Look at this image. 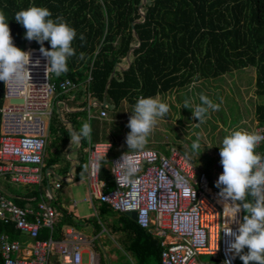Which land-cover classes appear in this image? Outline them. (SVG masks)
<instances>
[{"label": "trees", "instance_id": "trees-1", "mask_svg": "<svg viewBox=\"0 0 264 264\" xmlns=\"http://www.w3.org/2000/svg\"><path fill=\"white\" fill-rule=\"evenodd\" d=\"M33 5L47 8L52 19L61 17L77 33L68 71L52 81L69 79L79 86L90 76L89 86L81 88L80 95L86 93L99 104L105 96L103 109L116 111L124 101L135 104L140 97H156L245 68L254 69L255 93L264 97V0H0L12 42L23 51L28 46L39 50L40 45L24 38L26 30L14 16ZM44 47L50 48L47 41ZM3 91L0 82V109ZM56 94L66 106L67 100L80 103L76 90ZM81 104L79 108L85 105ZM59 110H53L50 119L54 118L55 131L63 139L65 121L74 125L73 119L83 112ZM255 112L259 126H264V105ZM259 151L264 157V144ZM103 164L100 178L111 181ZM120 215L131 239L127 249L137 263L160 264L158 241L127 214ZM67 222L64 216L60 225ZM43 231L40 239L47 237L48 231ZM2 233L12 239L17 236L12 224L0 221ZM236 263L242 264L239 257Z\"/></svg>", "mask_w": 264, "mask_h": 264}, {"label": "built area", "instance_id": "built-area-1", "mask_svg": "<svg viewBox=\"0 0 264 264\" xmlns=\"http://www.w3.org/2000/svg\"><path fill=\"white\" fill-rule=\"evenodd\" d=\"M31 63L29 85L25 88L12 82L4 83V103L0 109V178L11 184L24 187L42 186L44 158L48 143L47 129L52 115V101L57 92L66 93L78 89L69 79L58 83L52 81L55 74L45 71L47 59L39 50L27 47ZM90 76L82 85L86 88ZM22 100V104H11ZM91 116L88 113L87 119ZM100 120H107L106 109L101 108ZM254 132L264 135V126ZM255 152L261 155L259 147ZM111 142L89 144L86 165L87 199L96 198L115 213H135V223L152 238L158 240L160 264H202L200 257L209 256V264H224L232 253L228 249L231 237L226 235L228 226L235 231L234 221L226 225V210L211 188L212 181L199 171L192 161L174 147L165 152L145 148L127 155L138 165L135 182L125 184L121 180L119 164L123 154L110 156ZM100 158L101 164H109L112 187L100 179V171H94L93 163ZM183 177L191 188V195L183 194ZM60 183L54 184L59 189ZM53 194L44 190L43 195L31 206H19L8 199L0 188V221L12 224L14 229L31 241H24L0 234V257L2 264H84L83 246L86 240L72 228L65 230L61 238L53 239L57 223V211L50 205ZM242 213L238 214L239 220ZM42 230L49 236L40 239ZM236 256L231 264H237ZM86 264H100L95 251L87 252Z\"/></svg>", "mask_w": 264, "mask_h": 264}, {"label": "clouds", "instance_id": "clouds-1", "mask_svg": "<svg viewBox=\"0 0 264 264\" xmlns=\"http://www.w3.org/2000/svg\"><path fill=\"white\" fill-rule=\"evenodd\" d=\"M51 17L52 13L47 8L33 5L18 11L14 20L26 30L25 39L34 40L40 45L39 52L47 59L45 71L59 76L68 71V59L75 55L72 42L77 33L61 17ZM80 38L83 39L82 36ZM45 41L50 45L49 49L44 47ZM30 55V52L14 46L8 19L0 11V82L23 86L24 94L27 95L26 89L30 84L27 66L31 63ZM199 99L200 104L195 107L192 116L202 122L209 110H219V105L204 95ZM169 112V105L158 98L140 97L133 105L127 122L130 130L125 137L128 151L142 150L148 143V137L158 118L163 119ZM91 133V126L87 122L83 123L78 131L70 128V144H79L82 139L90 138ZM262 141L264 135L257 132L234 130L224 136L217 147L222 172L214 186L219 190L217 195L224 205L223 210H226L225 224L228 226L234 221L238 224L235 231L228 226L229 231L225 233L231 237L227 250L232 255L224 264H231L236 256L242 264H264V157L255 152V148ZM190 149L198 158L203 151L199 137L191 143ZM119 164L123 183H134L138 172L136 162L125 152ZM92 168L94 171H100V158L93 163ZM179 181L184 185L183 194L190 196L191 188L187 186L188 182L183 177H180ZM240 213L242 215L237 220Z\"/></svg>", "mask_w": 264, "mask_h": 264}, {"label": "crops", "instance_id": "crops-1", "mask_svg": "<svg viewBox=\"0 0 264 264\" xmlns=\"http://www.w3.org/2000/svg\"><path fill=\"white\" fill-rule=\"evenodd\" d=\"M255 71L253 68H245L240 71H233L230 73H226L218 78L211 79L209 81L208 93L214 98H218L216 104L219 105L221 112L219 110L212 111L206 114L205 119L202 122H198L192 116V122L188 123L184 121L183 124H178L170 122V117L167 119L164 118V123L172 124L170 128L172 131L177 132V136L174 139L168 138V135L164 137L165 145L164 149L169 147H174L178 149L183 155L188 158H195L196 155L191 153V150L184 151L187 147L188 143H192L197 140L199 137V142L208 140L210 130L207 132H199L196 131L199 129V126L203 124L205 121H209L214 126V134L216 141L219 139V133L217 130L221 126V119L220 116L226 118V121L230 126L227 125L226 128H223L225 132V136L228 135L230 132L234 130H247L253 131L256 127H259L257 121V114L255 112L256 107L264 105V97L256 96L255 94ZM232 83V84H231ZM191 85H195L191 84ZM186 87L188 89H192L194 87ZM200 87V86H198ZM197 87V88H198ZM84 87H82L83 89ZM203 88V87H200ZM198 88V89H200ZM187 90V89H186ZM195 90V89H194ZM201 90V89H200ZM182 92L183 95H186V91L183 89L172 90L170 92L164 93L163 95H157L155 98H162L165 94H167V99L165 103H169V99H172V95H177L178 93ZM188 92V91H187ZM207 93V94H208ZM196 94V92H195ZM217 95V96H215ZM84 99L82 102L72 103V109L68 108L63 101L59 99H53L52 102V111L55 109L64 110L65 112L73 113V112H83L89 113L91 118L87 121V123L91 126L94 124L96 127V135L94 134V140L91 136L90 138L82 139L79 144H76L75 149L71 150V152L67 151L66 149L58 151V148L61 143V139L58 137V132H54L53 141L56 144V152H52V155L48 152L46 148V154L44 158V180L42 186H34L32 188H25L24 192L16 193L12 195L14 201L17 205L21 203V206H31L35 207V204L39 201L40 197L43 195L44 190H48L53 194V199L50 201V205L56 209L57 211V223L53 230L52 237L53 239H59L62 236V233L72 228L78 235H81L85 240L86 244L83 246V252L87 255V252L93 250L99 256L100 264H101V254L99 253L101 249L103 250L104 254L110 255V252L113 253V248L117 247L121 253L125 255V257L131 262V264H138L136 257L127 249V245L131 242L130 238L128 237V233L123 229L125 224L121 222V215L118 213L113 212L109 209V207L105 204L100 203L96 198L87 199L86 194V165H87V150L89 144L92 143H99V142H111L113 148L111 150V154L113 156H118L121 154L134 152V151H124L122 150L121 143L117 146L108 139H104V131L108 132V129L105 128L104 124L114 122H127L129 117L132 113V107L134 104H131L129 101H124V103L116 110L112 111L111 118L107 117V120H100L99 113L101 108L104 107L103 103L99 104L94 99H92L89 95L84 93ZM199 99V96L195 95V98ZM174 100V98H173ZM220 100V101H219ZM176 101V100H175ZM227 101V102H226ZM200 104V101H198ZM223 102V103H222ZM85 103L87 109L79 108V104ZM125 104H129L126 106ZM170 106V104H168ZM192 105V112H194L195 107L197 106L196 102L192 101L190 106ZM181 107V103H179V108ZM93 108V113L91 112ZM59 110V111H60ZM72 110V111H71ZM92 113V115H91ZM107 116L110 115V111L106 110ZM220 113V114H219ZM192 114V113H191ZM174 116V114H172ZM233 117H236L235 121ZM233 120V122H232ZM77 121L81 122V124L85 123V120L82 116L77 117ZM237 121V122H236ZM67 122V121H66ZM196 123V124H193ZM206 123V122H205ZM67 124V130L72 129L73 126ZM208 124V123H206ZM184 125L186 131L182 133L178 130L180 126ZM218 128V129H217ZM111 130V128H110ZM222 130V129H219ZM203 133V135H200ZM212 133V131H211ZM189 134V137L186 135ZM211 135V134H210ZM48 137V135H47ZM182 137V139H181ZM49 146V143H47ZM205 147L210 146L209 143L206 144ZM47 146V147H48ZM54 146V145H53ZM60 149V148H59ZM183 149V150H182ZM212 150L213 148L210 147ZM216 151L218 149H215ZM60 155L64 156L65 159L71 163V169L68 172H64L63 175H59L56 171V159L60 157ZM55 163V164H54ZM104 168L109 170V164L104 163ZM59 177V178H57ZM101 179V178H100ZM102 180V179H101ZM104 181V180H102ZM215 182L216 180H212ZM3 182H8L0 178V188L2 187ZM106 187L104 189L109 190L112 187V181H104ZM9 183V182H8ZM60 183L61 187L59 189H54V184ZM24 187V186H23ZM78 197L83 196V198H79L77 200L75 196ZM20 206V205H19ZM68 218L69 223H65L60 225L62 220ZM132 221L135 222L129 215H127ZM66 220V219H65ZM48 231V230H47ZM45 234L42 230L41 234ZM49 236V231L47 233V237ZM46 237V238H47ZM45 238V239H46ZM13 239H18L24 241L27 246H31L30 241L26 236L21 235L17 232V236ZM158 241L157 239H154ZM83 254V255H84ZM108 264H112L107 257Z\"/></svg>", "mask_w": 264, "mask_h": 264}, {"label": "rangeland", "instance_id": "rangeland-1", "mask_svg": "<svg viewBox=\"0 0 264 264\" xmlns=\"http://www.w3.org/2000/svg\"><path fill=\"white\" fill-rule=\"evenodd\" d=\"M191 86L194 87V88H192V89L184 88L183 89V91L184 90L186 91V93H185L186 95H183L182 92L178 93L177 95H175V94L172 95V99H169L170 102L168 103V104H170V106H169L170 107V112L168 113V116L164 117L165 119L170 117V122L177 123V125L178 124H183L184 121H186L188 123L192 122V114H191L192 113V105L190 106V104H191L192 101L193 102L195 101L196 104L199 105L198 101H200V100H198L197 97L195 98V95L199 96V97L201 95L207 96L210 100L213 101V103H216V101H218L217 97L214 98V96H211L207 92L208 91V87L210 86L209 85V80L206 81V82L203 81L202 83H195V85H191ZM198 86L203 87V88H200ZM197 87L200 88L201 90L198 89ZM81 88H82V85H79L78 89L76 90V93L77 92L79 93V97L78 98L82 102V100L84 99L83 98L84 96H83V94H82V96L80 95V91L82 90ZM195 92H196V94H195ZM215 96H217V95H215ZM167 97H168L167 94H165L162 98H158V99L160 101H162V102H166ZM173 98H174V100H173ZM135 102H137V100ZM179 103H181V107L180 108H179ZM67 104H68L67 106H69V108L72 109V104H71V102L69 100H67ZM125 105L129 106V104H125ZM84 108L87 109V106L84 105V107H82L79 110H82ZM221 110H223V109L219 107V111L220 112H221ZM109 111L111 113L107 117L111 118L112 111L111 110H109ZM54 112L57 113V110L55 109ZM91 112L93 113V108H92ZM92 113H91V115H92ZM172 114H174V116H172ZM79 116H82L84 118L85 122L88 121V119H87L88 113L87 112L83 113L82 115H79ZM164 118L163 119L158 118L157 123H156L153 131L151 132V134L148 137V143L146 144V146L143 149H145V148H152V149H157V150L160 149V151L164 152V150H161V148H164V145H165L164 137L168 135V132H170L169 135H168V138H170V139H174V137L177 136V132L172 131V129L170 128L173 125L170 124V123L169 124L164 123ZM42 119L44 121L49 122V125H50V128H51V130H50V128L48 126V129H47L48 143H49V146L47 144V146H48L47 150L50 153V155H52V152L55 153L56 149H57L55 141L52 140L53 136H54L55 129H57V126H56L57 123L52 121L54 118L49 120L46 117H43ZM220 119H221L220 120L221 121V126H220L219 129H222V130H219L217 128L218 129L217 131L218 132L220 131V133L218 135L219 139L217 141H216V138H215V134L213 133L214 132V126L209 121H205L208 124H206L204 122L203 124H201L199 126V129L195 130V132L196 131L207 132L208 130H210L209 139L206 140V141L205 140L201 141V149L203 151L198 156V158L197 157L189 158L199 171L205 173L208 177H211L212 180H217L219 174H221L219 149L217 147L220 146L221 141H222L223 137L225 136V132H224L223 128H226L227 125L230 126V124L227 123L225 117H223L221 115ZM233 119L235 121L236 117H233ZM73 121H75V124L72 125L73 126L72 129L78 131L80 129V127L82 126V124H81V122L77 121V117L74 118ZM127 122H114L113 124H111V123L109 124V123L105 122L104 126H105V128L108 129V132L105 130L104 133H103L104 137H105L104 139H108V140L112 141L115 146H117V145H119L121 143V146H122L121 149L124 150V151H128L127 145L125 143L126 134L130 131L129 128L127 127ZM232 122H233V120H232ZM65 123H66V126H67L68 122L65 121ZM193 124H196V123H193ZM66 126L63 127V129H64V131L66 132L67 135H65L64 138L60 140L62 144L58 145L59 148H60V149L58 148V151H61V152L63 150H65V149L67 151L71 152V150H74L75 146H76L75 143H71L70 144V139L68 137L69 136V129L67 130ZM68 126H70V124ZM110 128H111V130H110ZM186 128L184 127V125H182V126H180V128H178V130L181 131L182 133H184L186 131ZM91 129H92L91 136L93 137V141H95L94 140V134L96 135V127L94 126V124L91 125ZM211 131H212V133H211ZM200 135H203V133H200ZM186 137H189V134H187ZM181 139H182V137H181ZM204 142H206V144L209 143L210 146L205 147L206 145L204 144ZM190 146H191V144L188 143L187 147H190ZM210 147H212L213 149L211 150ZM189 149L190 148H185L184 151L188 152ZM215 149H218V150L216 151ZM55 165H57L56 171H57V169H59L60 171H57V172L61 176L63 175L64 172H68L71 169V163H69L65 159V157L62 156V155H60V157L58 159H56V164ZM57 178H59V177H57ZM210 185H211V188H213L215 190H218L214 186V182L213 181H212V183ZM1 186H2L1 190L6 194L8 199H10L11 201H14V198H13L12 195H15L16 193L24 192L25 188H32V187L17 186V185L8 183V182H6V183L3 182ZM83 196L84 195L78 197V195H76L75 198L77 200H79V198H83ZM30 243H31V241H30ZM112 252L113 253L110 252V255L106 256L104 254L103 250L101 249V251L99 252L101 254V264H108L107 257H109V260H110V262L112 264H131V262L125 257V255L123 253L120 252V250H118L117 247H114ZM199 260H200V262L202 264H209L212 259L209 256H204V257H200ZM83 263L84 264L87 263V255L86 254L83 255Z\"/></svg>", "mask_w": 264, "mask_h": 264}, {"label": "water", "instance_id": "water-1", "mask_svg": "<svg viewBox=\"0 0 264 264\" xmlns=\"http://www.w3.org/2000/svg\"><path fill=\"white\" fill-rule=\"evenodd\" d=\"M30 47V46H28ZM11 104H22L23 101L22 100H11L10 101ZM103 106H106V102H105V96H104V99H103ZM127 215H129L133 220H135V213H128Z\"/></svg>", "mask_w": 264, "mask_h": 264}, {"label": "bare ground", "instance_id": "bare-ground-1", "mask_svg": "<svg viewBox=\"0 0 264 264\" xmlns=\"http://www.w3.org/2000/svg\"><path fill=\"white\" fill-rule=\"evenodd\" d=\"M232 84V83H231Z\"/></svg>", "mask_w": 264, "mask_h": 264}]
</instances>
